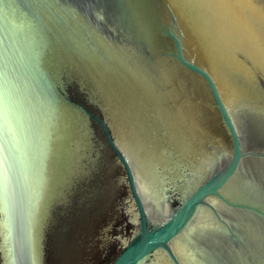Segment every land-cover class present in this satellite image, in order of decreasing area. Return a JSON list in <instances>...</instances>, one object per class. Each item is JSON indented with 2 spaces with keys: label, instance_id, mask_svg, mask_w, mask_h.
<instances>
[{
  "label": "water",
  "instance_id": "1",
  "mask_svg": "<svg viewBox=\"0 0 264 264\" xmlns=\"http://www.w3.org/2000/svg\"><path fill=\"white\" fill-rule=\"evenodd\" d=\"M0 264H264V0H0Z\"/></svg>",
  "mask_w": 264,
  "mask_h": 264
}]
</instances>
